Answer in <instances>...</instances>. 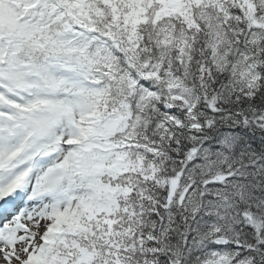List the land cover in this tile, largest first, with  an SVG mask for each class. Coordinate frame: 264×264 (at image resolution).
<instances>
[{
  "label": "snow or ice",
  "instance_id": "1",
  "mask_svg": "<svg viewBox=\"0 0 264 264\" xmlns=\"http://www.w3.org/2000/svg\"><path fill=\"white\" fill-rule=\"evenodd\" d=\"M0 264H264V0H0Z\"/></svg>",
  "mask_w": 264,
  "mask_h": 264
}]
</instances>
